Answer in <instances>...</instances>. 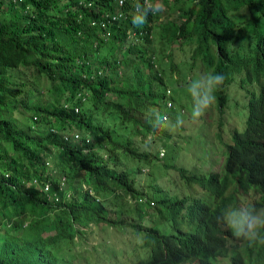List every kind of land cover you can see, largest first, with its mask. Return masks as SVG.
Instances as JSON below:
<instances>
[{
    "label": "trees",
    "instance_id": "trees-1",
    "mask_svg": "<svg viewBox=\"0 0 264 264\" xmlns=\"http://www.w3.org/2000/svg\"><path fill=\"white\" fill-rule=\"evenodd\" d=\"M135 4L0 0V264H264L216 221L264 209V0H180L140 27ZM211 70L221 145L184 156L183 125L153 128L147 109L183 119L171 82ZM233 95L244 123L225 132ZM146 166L167 184L142 185Z\"/></svg>",
    "mask_w": 264,
    "mask_h": 264
},
{
    "label": "clouds",
    "instance_id": "clouds-1",
    "mask_svg": "<svg viewBox=\"0 0 264 264\" xmlns=\"http://www.w3.org/2000/svg\"><path fill=\"white\" fill-rule=\"evenodd\" d=\"M163 12L164 7L158 0H136L132 24L140 27L147 22L149 15L155 16ZM224 80V75L215 70L208 71L199 78L188 79L186 89L193 101L191 110L193 119L200 118L214 104L215 92L223 85ZM147 116L152 127L156 129L180 127L183 124L179 116L173 124L166 112L155 107L147 109ZM216 221L229 230L237 240L243 241L247 249L255 251L264 248V209H257L253 204H229L220 209ZM250 264H255V260L250 261Z\"/></svg>",
    "mask_w": 264,
    "mask_h": 264
},
{
    "label": "rangeland",
    "instance_id": "rangeland-1",
    "mask_svg": "<svg viewBox=\"0 0 264 264\" xmlns=\"http://www.w3.org/2000/svg\"><path fill=\"white\" fill-rule=\"evenodd\" d=\"M172 2L171 5L169 7H167L165 9V4L163 3L161 0H158V2L160 4L163 5L164 7V12L163 13H159V21L160 23L166 20V16L170 17L169 19L171 20L172 17H174L175 15V11L173 10V7H175L174 5H176L175 3H178L179 1L177 0H171ZM156 29V35L159 33L160 29H162L160 26L157 27V24L155 26ZM159 35V34H158ZM157 52H159L160 50H158V48L160 47V45H157ZM181 52L178 53V55H176V59L179 58ZM198 78L197 74H191V79H195ZM172 88H173V94L176 97V103L181 104V99L182 102L185 103V110L186 113L184 115H182V120H183V130L181 129H177L174 133H173V137L174 140L177 139V141L175 143H177L178 145V152L181 155L184 156H192L193 153H195L197 150L201 152V159L205 158L206 156H209L210 153L213 152V150H217L218 148H216L214 146V144L218 145L220 147V141L218 138L217 133L214 131L215 129V123L217 121V110H216V99L214 104L205 111V113L198 119H193L191 116V110H192V98L190 96V94L188 92L186 96L183 95L182 91H183V87L185 88L186 84H184L183 87H179L177 82H171ZM235 96L233 95V97L231 98V107L230 109H228V113L226 115V119L227 121H225L224 126L222 127L224 129V131L226 132L229 126H237L238 128H242L243 127V121L242 118H240L239 114L245 115L246 112V105L244 103V101L242 102V98L239 100H235L236 98H234ZM182 131V132H181ZM214 141V142H213ZM212 146L214 147L211 151H209ZM164 148L166 150V155H165V159H169L171 156L170 150L172 149L171 146V140H167L164 142ZM204 151V152H203ZM161 152V151H160ZM203 152V153H202ZM160 154V153H159ZM161 155V154H160ZM218 155L216 157V161L219 159ZM201 161V160H200ZM219 162V161H217ZM200 163V162H199ZM202 163V161H201ZM148 166L145 167V169L141 171V174L138 175L142 185H148L147 181L150 179L146 174H149L151 177L152 181H158L160 182L162 185L167 184V177L166 174H164V172H162V170L156 171V168H154V170L151 171V168H147ZM155 172H157V175L155 174ZM174 173V172H173ZM175 176L177 178H180L178 174L174 173ZM152 177H156V178H152ZM95 240L90 238L86 240V243H83V246H90L91 243H93ZM113 245L111 243L110 240H106L105 243V250H102L103 247L100 246L99 250H102L104 252V256L108 255V251L109 248H112ZM101 252L96 253L95 249L90 251L89 253V257L90 256H98L100 255Z\"/></svg>",
    "mask_w": 264,
    "mask_h": 264
},
{
    "label": "built area",
    "instance_id": "built-area-1",
    "mask_svg": "<svg viewBox=\"0 0 264 264\" xmlns=\"http://www.w3.org/2000/svg\"><path fill=\"white\" fill-rule=\"evenodd\" d=\"M119 2L122 3V2H124V0H119ZM119 15H120V13H119V14H117V13L112 14L111 17H107L105 20H102V21H101V25L104 26L105 23H106V21H109L111 18H112V19H115V18H117ZM168 104H170V102H169ZM77 135H78V134H75V136H77ZM160 153L162 154L163 151H161ZM48 187H49V182L47 181V182H45V184H44V189H48Z\"/></svg>",
    "mask_w": 264,
    "mask_h": 264
}]
</instances>
